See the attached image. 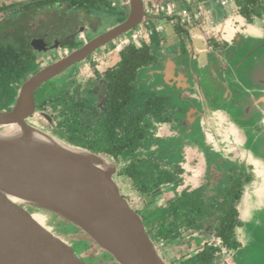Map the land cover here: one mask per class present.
<instances>
[{
    "label": "flooded vegetation",
    "instance_id": "1",
    "mask_svg": "<svg viewBox=\"0 0 264 264\" xmlns=\"http://www.w3.org/2000/svg\"><path fill=\"white\" fill-rule=\"evenodd\" d=\"M141 3L142 24L161 29L148 41L119 48L122 38L132 36L137 26L68 67L46 83L43 99L37 95L42 86L36 91L33 118L63 141L115 162L118 177L129 186L123 196L142 217L167 264H196V257L208 249L213 250V264H240L245 246L238 234L239 206L255 180V166L190 133L199 119L221 140L219 130L227 125L230 112L248 103L223 77L230 72L229 52L237 44L233 31L242 27V21L262 18L264 0ZM169 4L177 7L175 18L187 11L191 22L172 23L167 15L148 14L153 7ZM131 11L130 0H0V75L6 72L24 80L10 86L18 97L26 81L118 28ZM113 15H118L115 25L107 26ZM161 20H167L178 39L168 52ZM196 40L204 46H195ZM131 46L149 48L150 58L125 92L115 73ZM17 97L8 109L0 97V110H12ZM119 104L121 117L115 113ZM136 122L142 136L134 135ZM20 207L49 228L45 217L35 215V208ZM55 225L49 231L86 264H119L86 241L79 227L66 221ZM158 230L171 238H155Z\"/></svg>",
    "mask_w": 264,
    "mask_h": 264
},
{
    "label": "water",
    "instance_id": "2",
    "mask_svg": "<svg viewBox=\"0 0 264 264\" xmlns=\"http://www.w3.org/2000/svg\"><path fill=\"white\" fill-rule=\"evenodd\" d=\"M130 2L131 14L122 25L33 76L21 87L13 109L0 110V264H86L21 205L79 227L86 241L119 264H167L142 217L123 196L115 162L33 121L35 93L42 85L143 23L141 0ZM241 23L232 34L237 44L230 49V72L223 79L248 103L228 115L219 130L221 140L201 127L207 145L255 166V180L239 206L238 233L246 248L256 250L264 245V12L254 23Z\"/></svg>",
    "mask_w": 264,
    "mask_h": 264
},
{
    "label": "trees",
    "instance_id": "3",
    "mask_svg": "<svg viewBox=\"0 0 264 264\" xmlns=\"http://www.w3.org/2000/svg\"><path fill=\"white\" fill-rule=\"evenodd\" d=\"M123 63L121 69L115 73L116 83H120L125 92H128L130 88V82L135 78L137 69L148 63L150 58L149 48L137 49L133 46L126 49L122 54ZM11 63L8 64V66ZM6 67V66H5ZM24 81L20 76H15L14 74H7L6 72L0 75V97L3 98V108L8 109V107L15 101L17 97V91L15 88H11V85H20ZM123 92V94L125 93ZM116 102V98H115ZM115 108V107H114ZM116 114L121 117L124 113L123 104H119L115 110ZM134 135L138 132L139 136H142V131L139 130V122L134 123ZM135 143V138H133V144ZM72 145V144H71ZM76 146V145H74ZM79 147V146H77ZM84 148V147H81ZM85 149V148H84ZM129 174V173H128ZM157 239H167L171 237L169 234L160 232L158 230L157 234L154 236ZM154 242V241H153ZM110 256V255H109ZM213 250L208 249L203 254H200L194 262L196 264H213Z\"/></svg>",
    "mask_w": 264,
    "mask_h": 264
},
{
    "label": "rangeland",
    "instance_id": "4",
    "mask_svg": "<svg viewBox=\"0 0 264 264\" xmlns=\"http://www.w3.org/2000/svg\"><path fill=\"white\" fill-rule=\"evenodd\" d=\"M115 16H118V15H113V16H110V21L106 23V25H115L116 23V17ZM113 22V24H112ZM159 24L163 25L164 28H165V31L163 32L162 34V37L163 39L165 40V50L168 52L170 51L171 47L177 45V42H178V39L176 37V31L175 29L167 22V20H161L158 22ZM105 29V28H104ZM103 30V29H102ZM130 33V32H129ZM193 33H197V32H193ZM195 46H198L200 48H202L204 45H203V42L201 40H196L195 41ZM196 68V66H195ZM47 84L45 83L44 85H42V87L37 91V95H38V99L41 100L43 99L44 97V94H45V91H47ZM167 91H169L170 89L169 88H165ZM236 111L232 110L230 113H234ZM33 121L37 124H39L40 126H42L36 119L33 118ZM194 126V131L191 132V136L200 141V142H204V136H203V130H202V127H201V124H200V121L198 119V122L195 123ZM43 127V126H42ZM44 128V127H43ZM46 130V129H45ZM50 133V132H49ZM51 134V133H50ZM53 135V134H52ZM56 137V136H55ZM58 138V137H57ZM60 139V138H59ZM62 140V139H61ZM205 143V142H204ZM118 184L120 186V190L121 192L123 191V193H126L128 194L129 193V186H127V183L118 177ZM40 213L38 212H35V215H38ZM42 215H45V214H41ZM45 217L46 219V225L50 228V229H54L56 227V223L55 221L51 220V218H48L47 216H43ZM40 224V223H39ZM41 225V224H40ZM49 228H46L47 230H50ZM239 234V233H238ZM240 236V240H241V235ZM240 264H264V245L263 246H260L258 247L256 250L255 248H253L251 250V248H246L245 247V250L243 253H241V256H240Z\"/></svg>",
    "mask_w": 264,
    "mask_h": 264
},
{
    "label": "built area",
    "instance_id": "5",
    "mask_svg": "<svg viewBox=\"0 0 264 264\" xmlns=\"http://www.w3.org/2000/svg\"><path fill=\"white\" fill-rule=\"evenodd\" d=\"M175 12H177V7L174 4H169L167 6H156L151 8L148 11V14L151 16H161V15H167L168 17H171V22L175 23L176 21H183L184 23L191 22V17L188 14L187 11L179 12V19L175 18ZM161 29L160 26H154V24L147 23V24H141L139 25L135 31L133 32L132 36L122 38V42L119 46V48L127 46L128 44L132 42L137 41H148L154 34V32L157 30L159 31Z\"/></svg>",
    "mask_w": 264,
    "mask_h": 264
},
{
    "label": "crops",
    "instance_id": "6",
    "mask_svg": "<svg viewBox=\"0 0 264 264\" xmlns=\"http://www.w3.org/2000/svg\"><path fill=\"white\" fill-rule=\"evenodd\" d=\"M262 17H263V15H262ZM259 19H260V18H259ZM256 20H257V19H256ZM256 20H255V21H256ZM255 21H254V22H255ZM254 22H252V23H254ZM247 23H248V22H247ZM242 29H243V28H242ZM246 105H247V104H246Z\"/></svg>",
    "mask_w": 264,
    "mask_h": 264
}]
</instances>
